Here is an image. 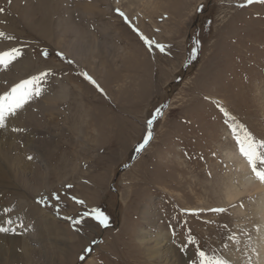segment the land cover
<instances>
[{"label": "rangeland", "instance_id": "obj_1", "mask_svg": "<svg viewBox=\"0 0 264 264\" xmlns=\"http://www.w3.org/2000/svg\"><path fill=\"white\" fill-rule=\"evenodd\" d=\"M0 8V31L15 37L0 38V52L23 51L0 68V94L50 73L42 95L10 119V146L1 141L0 158L15 170L0 189V225L15 231L0 232V264H166L148 259L143 227L165 233L185 264L197 246L230 264H255L264 191L234 179L231 162L244 157L229 125L235 117L264 139V3L0 0ZM149 120L152 138L137 152ZM228 184L241 194L233 201ZM93 208L107 227L84 215Z\"/></svg>", "mask_w": 264, "mask_h": 264}, {"label": "snow or ice", "instance_id": "obj_2", "mask_svg": "<svg viewBox=\"0 0 264 264\" xmlns=\"http://www.w3.org/2000/svg\"><path fill=\"white\" fill-rule=\"evenodd\" d=\"M11 3V0H8ZM254 0H248V3H253ZM259 2L264 3V0H259ZM0 12H4L3 8H0ZM119 15L124 17L127 20V17L123 12L117 9ZM142 38L145 40L149 46L152 45V41L147 37ZM0 38H4L7 40L15 39L14 36L7 35L5 32L0 31ZM156 47L160 48L161 51L164 50L162 45L157 44ZM195 51H193V58L195 57ZM23 55V51L21 48L13 47L9 50L0 52V68L8 69L10 65L13 64L14 61L19 59ZM47 55V53H45ZM61 57H63V53H59ZM71 62V61H70ZM50 73L44 72L38 75H34L28 79L22 80L19 83L13 85L10 89L4 91L0 94V129H6L8 127L9 121L12 118H15L19 113L25 110L26 106L30 104L31 101L40 97L44 91L42 84L46 80L47 76ZM82 75L93 85L99 88L97 82L90 76L88 73H82ZM103 91V89H100ZM224 112L225 116H229V113L225 109H221ZM233 123L229 125L231 132L233 134L234 140L238 146V151L242 157L246 160L252 174L254 177L260 182L264 183V139H258L252 132H250L246 126L243 124H239L235 121V117H231ZM152 120L148 121V132L145 140L139 144L136 148L137 152L142 151L148 142L152 138ZM13 131H22V129L13 128ZM31 159V157H29ZM59 200V196L55 197ZM46 199V198H45ZM39 203H44L45 200L42 199L38 201ZM80 204H84V201H78ZM11 209H4L5 213L10 212ZM214 212H224L226 209L217 208L212 209ZM85 216H91L93 219L98 221L101 225L107 227L108 216L100 210L99 208L89 209L84 213ZM66 219H71L67 217ZM79 220H74L73 223H80ZM4 224L11 225L13 221L11 219H7L3 222ZM15 231L14 228L4 227L0 225V232H10ZM188 243L196 244L195 238L189 236ZM90 251V250H89ZM83 259V257H81ZM192 264H230V262L215 254L209 253L204 250H201L198 246L196 248V259L192 261Z\"/></svg>", "mask_w": 264, "mask_h": 264}, {"label": "bare ground", "instance_id": "obj_3", "mask_svg": "<svg viewBox=\"0 0 264 264\" xmlns=\"http://www.w3.org/2000/svg\"><path fill=\"white\" fill-rule=\"evenodd\" d=\"M25 1L28 3V0H25ZM87 6L93 8L89 4H87ZM1 19L4 20L3 17H1ZM0 24H2L1 20H0ZM71 54H72V52H71ZM79 55H80V53H79ZM79 55L77 53H73V57L74 58L78 59ZM28 118L31 119L30 116ZM9 122H11V120ZM39 129H41V128H39ZM6 131H9V129L6 128L5 131L3 129H0V133H1V135H0V139H1L0 140V148H2V149H4L3 148L4 145H5V149H7L6 147L10 146L9 145L10 142L8 141V137H7L8 135L6 136V134H7ZM1 141H4L5 144L2 143ZM36 151H38V150H36ZM231 151H232V149L227 151V152H231ZM39 152L41 153V151H39ZM4 160L6 161L5 156H4ZM244 161L245 160L243 159V160H237V161L231 162V163H233L232 172L235 175V177L233 175L234 179H236V180L239 179L241 181L240 183H241V186H242L243 189H246L248 187H255V190L257 189V191H259V192L262 191L263 192L264 191V185L262 186L261 182L250 181V177H249V173H248V164H246ZM226 162L229 163L230 160L226 158ZM9 164H11V163H9ZM10 168L15 170L13 167L8 166L4 161H2V158H0V182H1V185H2V187L0 188L1 190H3V188L6 185H11V183L9 182L10 180H8V179H10L9 175H11ZM11 178H12V175H11ZM230 181L232 183V180H230ZM234 186H236V185L231 186L230 184H228L227 188H226V193L228 194V198H229V200H232V201L234 199H237L241 195L238 192L236 193L237 189ZM32 188H33V190H35L36 189V185L32 186ZM0 194L2 195V192ZM2 197H0V200L4 201V198H2ZM257 201H258V205H257V208H256V211H257L256 218L258 220V226H257V231L253 232V236L259 235V237H257L256 240H254V244H253L251 249L254 252L253 254H254L255 259H256V263L255 264H264V195L262 194L261 196L257 197ZM3 207H4V205H3ZM2 219H3V217H2ZM143 221L145 222L146 226H150L151 224H153L152 219L150 218V214H149V216H146V215L143 216ZM140 233L142 234V236H141V238L139 240H140L141 244L142 243L145 244L146 251L148 252V259L150 261H152V259H154V258H157L158 256H164L166 264H176L175 261L177 262V264H185L184 262L187 260V258H186L187 256H183L182 253L179 254V252L177 250L169 252L168 251L169 249L167 248L168 247V242L166 241L168 239V236L165 233H163L160 229H159L158 232L154 233L155 236L152 234L153 232L151 230H148L147 228H144V227L140 229ZM173 235L176 236V234H173ZM3 237H4V242H6L7 245H9V247H10V244L12 245L14 243V241H15V240H10L8 235H7V237L6 236H3ZM12 239H14V238H12ZM21 246H22V244H21ZM23 249H25V248L22 247V250ZM25 250H27V248ZM27 254H29V253H27ZM172 257H175V261L171 260Z\"/></svg>", "mask_w": 264, "mask_h": 264}]
</instances>
